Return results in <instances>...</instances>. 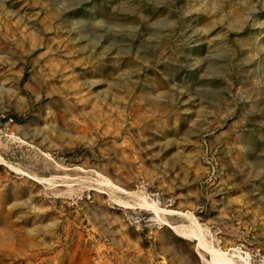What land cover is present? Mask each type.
Listing matches in <instances>:
<instances>
[{
  "label": "rangeland",
  "instance_id": "obj_1",
  "mask_svg": "<svg viewBox=\"0 0 264 264\" xmlns=\"http://www.w3.org/2000/svg\"><path fill=\"white\" fill-rule=\"evenodd\" d=\"M0 264H264V0H0Z\"/></svg>",
  "mask_w": 264,
  "mask_h": 264
}]
</instances>
